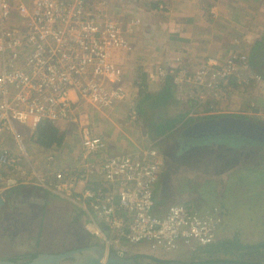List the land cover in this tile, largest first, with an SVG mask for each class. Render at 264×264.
Segmentation results:
<instances>
[{"label": "built area", "instance_id": "2783aa9c", "mask_svg": "<svg viewBox=\"0 0 264 264\" xmlns=\"http://www.w3.org/2000/svg\"><path fill=\"white\" fill-rule=\"evenodd\" d=\"M106 7V0H0V198L21 185L49 192L79 207L87 232L123 257L142 244L155 254L217 245L225 219L219 206L200 212L173 204L155 213L165 164L159 149L110 154L107 140L84 124L81 107L108 111L132 92L118 56L134 51L142 21L109 16ZM234 43L224 57L202 54L194 69L175 56L153 81L171 78L180 100L224 112L239 90L262 81L247 43ZM130 118L139 121L133 107ZM45 121L77 126L82 150L70 165L58 166L57 146L34 157L24 129L32 139Z\"/></svg>", "mask_w": 264, "mask_h": 264}, {"label": "crops", "instance_id": "0c3cea01", "mask_svg": "<svg viewBox=\"0 0 264 264\" xmlns=\"http://www.w3.org/2000/svg\"><path fill=\"white\" fill-rule=\"evenodd\" d=\"M106 1V12L109 16H113L118 19L125 18V20L133 17H139L142 21L141 25L137 27V33L135 32L132 37L134 51L130 54L121 52L118 56V61L125 64L124 67L127 70L128 78L131 81L134 79L135 82L136 80H139L138 76L141 77L143 72H145L144 74L148 76L149 81H153L154 79L152 76L157 67L162 64H166L168 60H171L175 56H180L185 62H192L194 69V67L203 58L202 54L212 57H224L231 50L236 48L234 43L235 38L244 39L245 42L247 38L253 39L254 33L250 32V29L253 31H255V29L263 31L256 39L257 41L261 39L264 34V0ZM240 35L244 37L240 38ZM254 47L256 46H253L252 50ZM258 49L256 48L254 52ZM254 64L256 65L255 62ZM261 66L256 69L259 72L262 68L263 75L260 74L262 81L253 83L242 90H239L232 96L230 104L227 105L228 107L226 106V109L234 108V99L238 97V95L243 94V92L252 91L254 87L263 88L264 90V63ZM254 71L257 73L255 69ZM163 83L154 86L157 88L155 93L161 90ZM141 84L146 85L147 83L142 81ZM174 89L176 94L175 86ZM184 103L186 105H194V107H198V109H200L197 104H191L190 102ZM250 104L252 107L255 106L254 103ZM124 105L129 106L126 101L123 104L115 106V108L109 111L118 109ZM133 106H129V114L130 109L132 107L135 108L137 110V114L139 115L140 123L141 115L137 108L138 101L137 104H133ZM192 109L193 111L196 110L195 108ZM79 110L80 112L83 111L84 107H81ZM207 114L210 113H206V115ZM263 114L264 113H262V115ZM194 118L195 115L193 112H187L185 120L183 119V121L180 122L174 130L163 137H153L154 142H158L163 139H168L171 135L175 134L176 131L182 130L176 140L178 147H175L172 153L164 158V171L155 189V213L158 215L165 214L169 206L173 204H181L178 191L175 188L177 180L181 183L180 178L182 177V181H184L185 177H189L191 170L195 168H199L200 171L204 169L202 172V174L204 173L203 179L206 177L205 179L223 181V179L228 178L229 175L236 174L240 170H242L244 174L252 173L255 166L262 167L264 165V145L252 143L250 141L234 140V142H231L224 138H213L208 142H196L187 146L182 145L179 142V138H181L180 136L183 130L189 127V125L186 124V121ZM52 124L58 128L60 134L63 136H72L76 134L79 138L80 133L76 125L67 123ZM151 128L152 127L150 126L149 132L152 135L153 130H151ZM40 150H43V153H45L48 152L49 149L42 148ZM78 150H82L81 143L79 145V149H76L74 153L76 154ZM32 152L34 153V157L37 161L41 160L39 155L36 154L37 152L35 153L34 149ZM109 153L113 154L114 152L112 151L111 153L109 149ZM204 156H207L208 158L205 160ZM73 160H75V157L70 158V164ZM59 161L58 166L60 167H65L66 164H69L66 161H62V158H60ZM207 173L209 176H206ZM262 193L264 194V192ZM1 198L2 201L0 203V211L4 208H7L8 211H10V208H16V210L19 211L22 209L23 205L28 204L31 205L28 210V212H30V217H36L40 213V224L37 234L38 237L44 233L43 223L47 220H49L47 228L49 225L54 226V221L58 222L65 219L69 224V229L87 233L86 223L88 221V217L79 207L36 186L21 185L14 187ZM256 198H258V195ZM194 200L197 204L200 203L198 208H193L197 211L203 212L213 207L207 204H201L202 200L196 198ZM216 205L222 207V210L224 211L223 207L225 206L223 204L218 203L214 206ZM28 212L25 211V213ZM9 235H3L5 240H7V238L14 240V238H12L13 235ZM49 240L42 239L41 243H44L48 247H52L50 249H42V253H61L64 251L62 249H53L54 242H49ZM0 246L5 248V242H3V245ZM3 250V252L0 251V259L10 260L21 256L20 254L23 253V251L9 253V251H6L5 249Z\"/></svg>", "mask_w": 264, "mask_h": 264}, {"label": "rangeland", "instance_id": "374dc122", "mask_svg": "<svg viewBox=\"0 0 264 264\" xmlns=\"http://www.w3.org/2000/svg\"><path fill=\"white\" fill-rule=\"evenodd\" d=\"M250 32L254 33L253 39L247 38V44L245 45L249 49L250 59L255 58L256 67L259 68V66L264 63V46L260 47L255 52L252 50V47L255 46L254 43L257 41L256 39L263 31L257 29L253 31L250 29ZM242 37L244 36H241L240 38ZM257 73L263 75L262 68ZM138 79L142 82L140 76H138ZM132 80V92L127 102L129 106H133V104L136 105L137 101L140 99V95L156 92L155 90L157 88L154 86L158 84L154 81H149V79H147V84L144 85L136 83L134 79ZM263 91V88L254 87L252 91L243 92V94L238 95V97L234 99V108L226 109L225 107V111L221 113L216 108L210 110L209 106H201L199 107L200 109L194 106L190 107L184 103L185 101L178 99L175 94L171 106L167 108L151 110V108L146 107V112H144L145 115L140 116V123L139 121L136 123L131 121L129 106L126 105L112 111H98L86 107V111L85 109L83 111L85 113L84 124L86 125L88 122L89 128H91L94 134L101 135L107 140L108 148L111 153L112 151L114 153H116V151L117 153L134 152L144 150L148 146L154 145L161 151L165 158L172 153L175 147H178L176 140L182 130L176 131L175 134L171 135L168 139L154 142L153 137L149 132V119L163 121L166 118L179 117L185 112H193L196 119H201L208 115L242 114L244 116L247 115L251 121L264 124V114L262 115V113H264ZM250 103H254L255 106L252 107ZM192 108H195L196 110L193 111ZM206 113L210 114L206 115ZM20 128L23 129V127ZM29 128L30 127H26V129H24V135L28 139L31 149H34L35 153L37 152L36 154L41 155L44 151H41L40 149H42V147L35 144L30 138ZM65 137L66 140L61 147L62 151L60 152V158H62V161L70 163V158L76 156L74 151L79 149L80 140L76 134ZM224 139L231 142L237 140L233 138ZM207 158V156H204L205 160ZM193 170H191L189 177H185L184 181H182V177L180 178L181 183L177 180L175 188L178 191L179 200L181 201L180 203L189 208H198L200 206V203L197 204L194 200L195 198L202 200L201 204H207L210 206L221 203L226 207H223L226 212V218L223 224L221 240H237L245 245H255L264 242V194L262 193L264 192V165L262 167L255 166V169L253 170L254 172L252 171V173L244 174V172L240 170L236 174L229 175V177L223 179V181L205 179L206 177L203 179L204 173L202 174V172L204 169L202 171H200L199 168ZM206 176H209L208 173ZM252 181H255L256 183ZM257 195L258 198H256ZM30 206L31 205L28 204L23 205L22 209L19 210L20 212L16 210V208H10V211H8L7 208H4L0 211V245H3V242H5V248L0 246V251L3 252V249L9 251V253L23 251V253L20 254L21 256L18 257H20V261L28 262L27 258L31 255L42 253L41 250L44 248H52L41 243L42 239H50L49 242H54L53 249H62L64 250L62 252H65V250L69 251L82 248L85 245L94 246L95 244L103 246L102 241L97 236L91 233L89 234L88 232H77V230L69 229V224L65 219L58 222H55L53 219L55 225H49L48 228L47 223L49 220L44 221V233L38 237L40 213L36 217H30V212H28ZM220 208L222 209V207ZM25 211L28 213H25ZM4 234H12L14 240L10 238L5 240V237H3ZM128 249V253L125 256L128 258L136 255H152L160 259H166L167 257L166 260L183 262L219 258L237 259L247 262L254 261L264 264V254L259 256L250 255L244 250H232L230 252L220 251L209 255L204 252L192 251L186 247H181L179 250L172 253L160 252L156 254L151 253L149 247L145 244L130 246ZM145 262H150V260H145ZM65 264H67V262Z\"/></svg>", "mask_w": 264, "mask_h": 264}, {"label": "trees", "instance_id": "16d2710c", "mask_svg": "<svg viewBox=\"0 0 264 264\" xmlns=\"http://www.w3.org/2000/svg\"><path fill=\"white\" fill-rule=\"evenodd\" d=\"M255 46L253 50L256 48H260L264 46V34L262 35L261 39L256 41ZM253 54V53H252ZM254 58L251 59V64L253 68L258 72L256 69V65L254 64ZM148 76L146 74L141 75V80L144 82H147ZM175 89L174 85L172 83L171 78H167L165 82L163 83V86L161 90L157 93H146L144 95H140V99L138 101V110L140 115H145L144 112H146V107L151 108V110H161L164 108H167L171 106L172 101L174 99ZM190 107L194 105H189ZM154 116V115H153ZM187 116V112H185L183 115L177 117V118H166L161 122H158L156 119H149V124L153 130L152 137L158 138L163 137L172 130H174L177 125L185 120ZM216 117H233V118H239V119H245L249 120V117L244 115H208L205 117H202L201 119H189L186 121L187 125H191L199 120L202 119H210V118H216ZM260 125H264L261 122H256ZM32 140L35 144L39 145L40 147L44 149H51L54 146H57L61 148L65 141V136L60 134L58 128H56L52 123L45 121L41 123L35 134L32 136ZM95 245V244H94ZM86 246V245H85ZM232 250H244L245 252L249 253L250 255H262L264 254V242L257 243L255 245H245L237 240H220V242L217 245H209L205 247H198L195 251L197 252H204L206 254H215L217 252L223 251V252H230ZM112 252V251H111ZM110 252V253H111ZM38 254H33L30 257L27 258V261H31L35 257H37ZM131 258H134L139 263H145V260H150L152 263H161V264H167L173 260H166V259H160L151 255H136L132 256ZM12 261L18 262L20 261V257L12 258L10 259ZM203 261H231V262H243V263H249V264H263L261 262H247L243 260H237V259H207V260H201L196 261L193 260L191 262H203Z\"/></svg>", "mask_w": 264, "mask_h": 264}, {"label": "water", "instance_id": "95a60500", "mask_svg": "<svg viewBox=\"0 0 264 264\" xmlns=\"http://www.w3.org/2000/svg\"><path fill=\"white\" fill-rule=\"evenodd\" d=\"M191 130L199 132L201 137H222V138H242L244 141L264 145V126L245 119L227 117L201 121L192 127ZM2 198H0V203ZM161 264L145 262L139 263L134 258L123 257L115 252L99 245L78 248L61 253H40L29 262L12 261L0 259V264ZM167 264H249L231 261H203V262H183L171 261Z\"/></svg>", "mask_w": 264, "mask_h": 264}, {"label": "flooded vegetation", "instance_id": "af4514ba", "mask_svg": "<svg viewBox=\"0 0 264 264\" xmlns=\"http://www.w3.org/2000/svg\"><path fill=\"white\" fill-rule=\"evenodd\" d=\"M254 62H255V59H253ZM217 118H227V117H216V118H210V119H217ZM204 120H209V119H202V120H199L191 125H189L188 128H186L185 130H183L182 134H181V138H179V142L182 144V145H189V144H193V143H196V142H208L210 139H213V137H210V138H207V137H201L199 135V132H194L193 130H191L190 127H192L193 125L201 122V121H204ZM215 138V137H214ZM216 138H219V137H216ZM237 140H242V138H235ZM84 247H90V246H84ZM82 247V248H84Z\"/></svg>", "mask_w": 264, "mask_h": 264}]
</instances>
